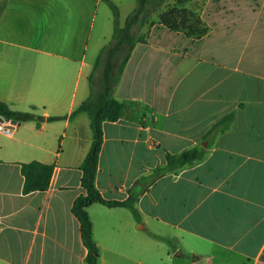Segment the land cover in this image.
Listing matches in <instances>:
<instances>
[{"label":"crops","instance_id":"0c3cea01","mask_svg":"<svg viewBox=\"0 0 264 264\" xmlns=\"http://www.w3.org/2000/svg\"><path fill=\"white\" fill-rule=\"evenodd\" d=\"M110 1L122 27L136 0ZM201 1L202 37L148 26L112 89L126 109L102 124L95 187L105 201L134 197L137 216L87 209L98 264H264V0ZM102 4L0 0V102L42 118L0 132V264H86L71 209L92 133L71 113L104 48L88 60ZM194 147L201 161L158 175L167 154ZM32 161L53 165L50 183L23 194L20 167Z\"/></svg>","mask_w":264,"mask_h":264},{"label":"trees","instance_id":"16d2710c","mask_svg":"<svg viewBox=\"0 0 264 264\" xmlns=\"http://www.w3.org/2000/svg\"><path fill=\"white\" fill-rule=\"evenodd\" d=\"M102 1L113 14L114 27L112 42L108 47H104L100 50L93 65V69L88 76L90 91L88 98L71 113V116L80 112L85 113L90 121V130L92 133L90 149L80 166V183L85 190V195L78 197L74 201L71 209L73 216L79 223L81 239L87 249L85 258L86 264H98L99 258L98 248L92 238V224L87 212V209L91 205L99 204L108 208L124 207L134 216H137L134 209V197H130L124 202L105 201L95 187V176L102 146V124L104 122H114L118 120L122 112L126 109L125 104L120 103L111 97V92L117 81L118 75L122 72L129 58L133 44L136 41L142 42L141 37H134L133 30H141L148 23L150 15L156 12L166 0H136L134 11L126 18L122 27H120L118 23V10L116 5L110 0ZM178 18L179 13L177 10L171 9L158 16V24L164 25L169 31L181 32L192 39L202 37L208 30L203 22L202 29L184 30L181 28V21H178ZM122 49H126V53L116 69L114 58ZM101 66L103 67L101 89L98 92H93L91 83L95 71ZM0 117H3L7 121H16L18 123L34 122L37 128H39L42 120L41 117L31 112L24 113L13 111L7 104L2 102H0ZM61 119L63 118L49 117L46 119V122H55ZM231 121L232 115L223 117L212 126L204 139L213 137L219 132L228 129ZM204 155L205 151L201 147H194L185 150L178 155L167 154L165 156L166 166L158 175L176 172L185 166L201 161ZM20 171L23 176V194H29L36 191L46 190L50 183L53 165L32 161L22 164Z\"/></svg>","mask_w":264,"mask_h":264},{"label":"rangeland","instance_id":"374dc122","mask_svg":"<svg viewBox=\"0 0 264 264\" xmlns=\"http://www.w3.org/2000/svg\"><path fill=\"white\" fill-rule=\"evenodd\" d=\"M204 1V0H203ZM201 0H166L164 4H162L156 12L150 15L148 23H158V16L164 12H167L171 9H176L179 13L178 21L180 22L181 28L184 30H191V29H202V17L197 14V10L201 7ZM102 9H105L104 11ZM123 16L119 21L121 25H123ZM146 24L141 30H133L134 37H141L143 38L144 34L143 31L147 29L148 26L152 24ZM113 14L111 10L105 5L102 4L95 28L94 33L92 36V41L90 45V53H88V60L94 59L92 57L93 53L91 51L94 50V46L97 42H99L102 46L108 47L112 42V34H113ZM92 53V54H91ZM126 53V49H122L119 53H117L116 57L114 58L115 68L119 66L120 62L122 61L124 55ZM96 60V59H95ZM95 63V61H94ZM102 69L103 67H99L95 71V78L91 83V87L93 92H98L101 89V76H102Z\"/></svg>","mask_w":264,"mask_h":264},{"label":"built area","instance_id":"2783aa9c","mask_svg":"<svg viewBox=\"0 0 264 264\" xmlns=\"http://www.w3.org/2000/svg\"><path fill=\"white\" fill-rule=\"evenodd\" d=\"M18 122L12 123L11 121H7L5 119L0 118V132L4 134H11L18 127Z\"/></svg>","mask_w":264,"mask_h":264},{"label":"water","instance_id":"95a60500","mask_svg":"<svg viewBox=\"0 0 264 264\" xmlns=\"http://www.w3.org/2000/svg\"><path fill=\"white\" fill-rule=\"evenodd\" d=\"M2 120L4 119L3 117H0ZM12 123H16V121H11Z\"/></svg>","mask_w":264,"mask_h":264}]
</instances>
